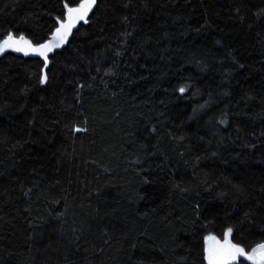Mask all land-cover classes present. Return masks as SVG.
Returning <instances> with one entry per match:
<instances>
[{
  "label": "trees",
  "instance_id": "1",
  "mask_svg": "<svg viewBox=\"0 0 264 264\" xmlns=\"http://www.w3.org/2000/svg\"><path fill=\"white\" fill-rule=\"evenodd\" d=\"M81 2L0 0V42L43 44ZM49 59L0 57V264L264 243V0H98Z\"/></svg>",
  "mask_w": 264,
  "mask_h": 264
},
{
  "label": "snow or ice",
  "instance_id": "2",
  "mask_svg": "<svg viewBox=\"0 0 264 264\" xmlns=\"http://www.w3.org/2000/svg\"><path fill=\"white\" fill-rule=\"evenodd\" d=\"M95 4L96 0H82L78 7H68L66 4L67 16L64 20L60 21V26L56 28L53 39L49 40L47 43L33 46L32 42L25 39L23 35L16 39L12 33H9L7 37L0 42V52H3L6 48H13L15 51H24L27 55L28 50H31L44 57L46 67L47 52L52 51L54 47H59L66 40L76 22L78 20H84ZM46 79V76L42 77L41 82H45ZM180 91L183 92L184 89L181 88ZM76 130L81 131V129ZM231 233L232 229L229 228L223 234V242L217 240L215 236L208 237V240L213 241L206 250L208 264H231V262L236 260L239 256H246L249 260L257 261L258 264H264V244L258 245L251 253H246L242 247L231 242L229 239Z\"/></svg>",
  "mask_w": 264,
  "mask_h": 264
},
{
  "label": "water",
  "instance_id": "3",
  "mask_svg": "<svg viewBox=\"0 0 264 264\" xmlns=\"http://www.w3.org/2000/svg\"><path fill=\"white\" fill-rule=\"evenodd\" d=\"M97 1H98V0H96V4H97ZM96 4H95V5L92 7V9L88 12V14H87V16L85 17L84 20H78V21L76 22L75 26L71 29L70 33L68 34L66 40H65V41H64L59 47H54V48L52 49V51L47 52V66L44 67V75H46L47 68L49 67V64H50L49 55L52 54L53 52H55V51H57V50H60V49H62L63 47L66 46V44H67L68 41H69V38H70L71 35L74 33V31L78 28V26L80 25V23H81V22H85V21L89 18V16L91 15V13H92L94 7L96 6ZM78 6H79V5H78ZM78 6H75V7H78ZM66 16H67V14H66ZM54 33H55V32H54ZM14 38H16V37H14ZM16 39H18V38H16ZM25 39H27V38H25ZM52 39H53V38H52ZM52 39H50V40H52ZM27 40H28V39H27ZM47 42H48V41H47ZM47 42H45V43H47ZM43 44H44V43H43ZM32 45H33V46H36V45H34L33 43H32ZM9 50H13L14 52H16V53H18V54H21V55H26L24 51H15L13 48H6L3 52H0V57H2L3 55H5ZM27 55H28V56H31V57H40V58H42V59L44 60V57H42V56L39 55L38 53H34V52H32L31 50H28V54H27ZM44 61H45V60H44ZM229 239L231 240L230 237H229ZM221 242H223V240H222ZM231 242L233 243L232 240H231ZM212 243H213V241L208 240V242H207L208 247H209V245L212 244ZM234 244H235V243H234ZM261 244H264V243H261ZM259 245H260V244H259ZM238 246H239V245H238ZM257 246H258V245H257ZM257 246H255L254 248H257ZM240 247H241V246H240ZM254 248H253V249H254ZM243 249H244V248H243ZM253 249H252V250H253ZM244 250H245V249H244ZM258 251H260V250H258ZM245 252L248 253L246 250H245ZM251 252H252V251H251ZM251 252H250V253H251ZM237 259H243V260H246V261H248V262H251V263H254V264H258L257 261L249 260V259L246 258V256H239V257H237Z\"/></svg>",
  "mask_w": 264,
  "mask_h": 264
},
{
  "label": "rangeland",
  "instance_id": "4",
  "mask_svg": "<svg viewBox=\"0 0 264 264\" xmlns=\"http://www.w3.org/2000/svg\"><path fill=\"white\" fill-rule=\"evenodd\" d=\"M237 260V259H236ZM236 260L232 261L231 263H234Z\"/></svg>",
  "mask_w": 264,
  "mask_h": 264
}]
</instances>
